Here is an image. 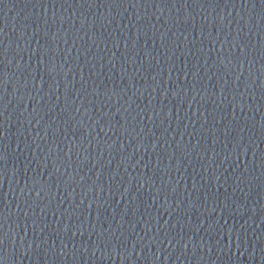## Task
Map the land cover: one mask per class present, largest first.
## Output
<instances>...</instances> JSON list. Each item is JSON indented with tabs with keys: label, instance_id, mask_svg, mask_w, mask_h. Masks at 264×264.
<instances>
[{
	"label": "water",
	"instance_id": "water-1",
	"mask_svg": "<svg viewBox=\"0 0 264 264\" xmlns=\"http://www.w3.org/2000/svg\"><path fill=\"white\" fill-rule=\"evenodd\" d=\"M0 264H264V0H0Z\"/></svg>",
	"mask_w": 264,
	"mask_h": 264
}]
</instances>
